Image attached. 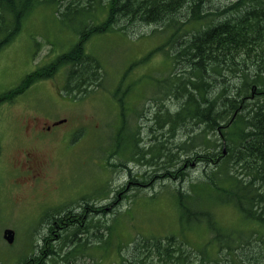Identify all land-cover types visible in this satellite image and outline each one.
Segmentation results:
<instances>
[{
  "label": "trees",
  "instance_id": "obj_1",
  "mask_svg": "<svg viewBox=\"0 0 264 264\" xmlns=\"http://www.w3.org/2000/svg\"><path fill=\"white\" fill-rule=\"evenodd\" d=\"M61 1L0 0V50L14 41L26 16L40 4H54L58 11L61 4L64 9L61 17L67 13L82 14L87 24L67 52L0 94V102H9L35 83L52 78L60 68L65 69L61 89L65 96L79 100L101 91L105 88L102 66L97 58L85 52V43L92 35L113 33L119 23H125L123 28L136 24L165 25L172 28L168 45L175 52L174 55L170 52L172 63L165 82L175 89L180 102L175 114L162 111L154 123L161 133L168 134L177 143L176 148L187 159L178 157L172 168L161 167L159 178L178 182L188 177L186 168L197 164L207 167L202 180L190 183L187 190L173 188L171 193L180 233L192 226H204L208 239L195 247L180 233L137 236L114 247L119 264H264V0H226L224 4L215 3L217 0H87L81 6L75 0L66 7ZM182 12L186 20L179 22L177 14ZM99 17L102 20L98 21ZM159 50H151L133 65L146 62ZM131 86L122 89L119 82L113 92L121 121L110 138L109 158L113 156L119 163L109 167L126 168L125 162L133 160L157 166L158 170L157 159L170 150L163 142L147 152L136 147L141 140L138 123L141 113L136 115L133 124L124 115ZM250 97L255 100L246 102ZM185 123H190L191 128L175 131ZM165 128H168L166 132ZM124 139H128V148L120 147ZM196 195L201 203L193 207ZM212 195L216 204L233 206L250 229H222L206 207ZM96 212L97 217L102 214L99 210ZM88 214L87 211L85 220ZM61 220L64 224L60 225ZM42 221L53 223L50 235L54 229L71 231L66 234L65 242L60 243L61 252L71 245L63 260L78 252L90 257L88 252L84 253L88 239L77 237L89 232V219L86 223L82 214H73L67 208L47 212ZM95 227L99 230L100 223H95ZM106 230L109 236L105 240L102 235H95L97 248L103 251L113 244L112 227ZM53 241L47 237L41 254L21 264H32L34 260L35 264H43L50 256L58 263L60 253L52 245ZM123 249L128 250L127 255Z\"/></svg>",
  "mask_w": 264,
  "mask_h": 264
},
{
  "label": "rangeland",
  "instance_id": "obj_2",
  "mask_svg": "<svg viewBox=\"0 0 264 264\" xmlns=\"http://www.w3.org/2000/svg\"><path fill=\"white\" fill-rule=\"evenodd\" d=\"M84 1L87 2L79 0V6L84 5ZM218 1L224 4L226 0L215 3ZM61 2L66 7L75 0ZM60 12H64L61 4L59 11L54 4L36 6L26 16L14 41L0 50V94L18 86L27 74L48 65L77 42L79 31L87 26L84 15L67 13L61 17ZM177 16L179 22L186 20L184 12ZM124 24L119 23L113 33L93 34L85 43V52L97 58L102 66L105 88L101 91L79 100L65 96L61 91L65 69L60 68L52 78L35 83L9 102H0V264H21L25 259L39 256L47 237L55 240L52 245L60 253V261L57 263L50 256L43 264H119L114 247L137 236L180 233L171 190H187L190 183L202 180L207 167L197 164L186 168L188 177L178 182L159 178L161 167L172 168L178 157L179 160L187 159V155L176 148L177 143L170 140L168 134L161 133L154 123L162 111L175 114L180 102L176 99L175 89L165 82L172 63L168 45L172 28L145 24L123 28ZM157 48L160 50L149 60L133 65ZM171 53L175 54L174 51ZM229 74L227 72L226 76ZM119 82H122V89L132 85L126 97L125 120L133 124L136 115L141 113L138 122L141 140L136 147L147 152L163 142L170 150L157 159L158 170L157 166L133 160L125 162L126 168L109 167L119 163L117 158H109L112 152L110 138L121 121L113 95ZM254 100L255 97H250L246 102ZM63 119L66 121L60 125ZM43 121L51 122V125L45 132H40ZM189 124H181L175 131L188 130ZM34 133L43 143L30 144ZM125 134L127 138L128 130ZM61 135L66 136L60 140ZM31 147L39 150L44 160L54 163L45 170L42 182L35 186L27 180L20 164L21 150ZM120 147L128 148V139L122 140ZM12 176H16L17 185L10 196L4 187L7 189ZM205 195L208 198L209 195ZM214 196L209 198L206 207L222 229H250L233 206L216 204ZM193 201V207L201 203L198 195ZM67 208L73 214H82L86 223L90 221L89 232L77 235L81 240L88 239L84 253L88 252L90 257L78 252L63 260L71 245L61 252L60 243L65 242L66 234L71 231L69 228L68 231L54 229L52 236L49 229L53 223L42 221L47 212ZM97 210L102 213L99 217ZM97 222L101 225L99 230L95 227ZM61 224H64L63 220ZM106 227H112L113 244L103 251L97 248L95 235L107 239ZM6 229L14 232L11 244L3 239ZM180 234L195 247L209 237L204 226H192ZM127 252L123 249V254L127 255ZM35 263L34 260L32 264Z\"/></svg>",
  "mask_w": 264,
  "mask_h": 264
},
{
  "label": "flooded vegetation",
  "instance_id": "obj_3",
  "mask_svg": "<svg viewBox=\"0 0 264 264\" xmlns=\"http://www.w3.org/2000/svg\"><path fill=\"white\" fill-rule=\"evenodd\" d=\"M32 119L34 120L35 117L32 116ZM60 121H66V119H63ZM49 125H51V122L50 123L44 122L42 126L40 125V127H39L40 132H45L47 129H49ZM32 126L34 127V126H36V124H32ZM68 133L70 134L71 132L69 131ZM66 135H61L60 140L64 139ZM37 143L41 144L43 142L39 141L37 134L34 133V135L31 138L30 144L36 146ZM20 164L23 167V172L26 175L27 180L30 182V184L32 186H35L37 183H41L42 180L45 178V174H46L45 170L51 166L52 161L44 160L42 157V154L39 152V150H36L35 147H31V148H25V149L21 150ZM53 165H54V163L52 164V166ZM15 178H16V176H12L10 184L7 185L8 190L6 189V187H4L7 195L11 196L12 192H14V190L16 189L17 179L14 180ZM11 200H12V198H11Z\"/></svg>",
  "mask_w": 264,
  "mask_h": 264
},
{
  "label": "water",
  "instance_id": "obj_4",
  "mask_svg": "<svg viewBox=\"0 0 264 264\" xmlns=\"http://www.w3.org/2000/svg\"><path fill=\"white\" fill-rule=\"evenodd\" d=\"M65 121H60V124L64 123ZM59 124V123H57ZM56 124V125H57ZM3 239L8 243L11 244L14 240V232L12 230L6 229L3 231Z\"/></svg>",
  "mask_w": 264,
  "mask_h": 264
}]
</instances>
